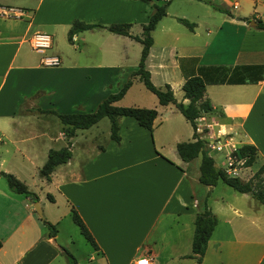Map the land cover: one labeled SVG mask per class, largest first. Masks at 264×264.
<instances>
[{
    "label": "crops",
    "instance_id": "0c3cea01",
    "mask_svg": "<svg viewBox=\"0 0 264 264\" xmlns=\"http://www.w3.org/2000/svg\"><path fill=\"white\" fill-rule=\"evenodd\" d=\"M186 1L213 3L220 10L211 6L212 10L226 16L211 26L217 33L225 29L223 40L237 36L233 62L203 61L206 42L199 37L200 20H188L167 8L166 16L151 31L146 69L150 79L154 75L161 79L159 87L168 84L174 96L181 91L175 99L185 104L183 83L189 76H200L212 110L197 119V133L207 142L220 141L226 149L223 168L227 170L232 150L244 143L255 145V160L245 167L253 174L264 164V30L256 28V19L264 20V0ZM151 12V3L143 0H24L15 6L0 0V171L27 183L24 171L41 168L49 149L61 148L53 144L67 145L63 125L56 123L57 131L50 130L46 116L52 114L41 111L70 113L73 106L90 98L80 89L84 79L103 78L129 61L138 66L142 44L134 37H142ZM171 18L179 24L177 18L192 21V28L185 26L190 35L172 25ZM74 21L104 26L129 23L130 36L102 27L79 31L70 43L81 56L55 54L59 64L47 65L45 57L53 55L32 47L34 34L50 35L52 44L57 33L68 34ZM203 25L209 33V24ZM78 40L81 43L76 46ZM162 107L157 108L151 132L132 117L120 118L119 142L110 138V128L105 143L97 136L86 138L83 132L99 121L77 130L69 138L71 158L54 168L50 180L44 178L69 211H77L98 246L88 251L84 264H136L143 256L151 264H195L190 257L194 219L204 203L217 223L201 264H264V204L233 189L216 192L222 181L215 186L202 184L198 179L201 156L184 162L176 152L178 142L194 140L192 126L185 119L191 127L181 138L182 114L174 104ZM155 126L162 127L159 138ZM78 134L83 139L76 142ZM232 171L229 174L235 175ZM3 178L0 264H70L60 252L59 232L48 236L34 202L11 191ZM51 197L42 203L38 196L37 201L44 208L55 203ZM49 221L58 223L57 218Z\"/></svg>",
    "mask_w": 264,
    "mask_h": 264
},
{
    "label": "trees",
    "instance_id": "16d2710c",
    "mask_svg": "<svg viewBox=\"0 0 264 264\" xmlns=\"http://www.w3.org/2000/svg\"><path fill=\"white\" fill-rule=\"evenodd\" d=\"M143 1L151 3L152 12L149 16L148 22L142 26V37H134L142 44L140 59L134 75L138 76L144 86L156 96L160 105L164 106L168 104H174L175 108L192 126L194 140L178 142L176 144V152L178 156L184 162H189L192 159L201 156L198 179L202 184L215 186L218 181H222L226 185L230 186L233 190L240 193H248L256 200L264 204V164H262L248 180H243L239 176L231 175L227 172V169L215 164V160L209 154L207 141L201 138L199 133H197V119L201 117L202 114L208 113L212 110L210 101L204 98V80L198 75H193L186 78L181 87L183 91V97L188 99V103L186 104L176 101L174 93L168 84H165L163 87H159L152 83L150 79V73L146 69L145 64L150 46L152 44L151 31L155 28L158 21L162 17L166 16L167 6L170 0H167L161 4L152 2V0ZM209 4L216 10H220L219 7L213 3ZM177 20L186 27L192 28V24L186 19L177 18ZM256 21V28L264 30V20L256 19ZM96 27L106 28L110 32L130 36L129 23H114L104 26L74 21L68 31V41L72 42V36L75 33ZM130 84L131 81H127L118 92L109 94L97 105L93 111L90 112L58 113L54 110L41 111L45 113L52 112L58 117L60 123L63 125V133L67 138L66 146L58 149H49L46 161L39 169V173L42 177H44L46 180H50V174L54 168L59 164L66 163L71 158V141L69 138L73 137L77 130L88 129L104 117L109 119L110 138L115 142L120 141L119 119L122 117H132L136 120L138 125L148 129L150 132L152 131L153 122L157 117L156 109L136 106H118L114 104L116 101L122 98ZM256 152L257 148L255 145L250 143L241 144L229 153V156L232 160L230 166L233 167L235 166L234 163L240 162L239 164L241 167H250L255 160ZM0 176H3L6 179L11 191L28 196L32 202L38 200L36 193L29 190L27 185L16 178L13 174L0 171ZM48 197L52 199L50 195H48ZM71 211L72 218L79 226L80 231L85 239H87L93 248L97 249L98 246L92 234L82 221L77 211L74 209ZM42 222L43 225L48 229V236L54 237L56 234V228L54 225L45 220ZM216 223V217L204 203L201 211L197 213L194 219V231L190 257L195 259V264H201L202 256L206 250L208 239L210 238ZM1 245L2 243L0 240V247ZM60 252L68 259L70 264H76L74 257L68 250H66L64 247H60Z\"/></svg>",
    "mask_w": 264,
    "mask_h": 264
},
{
    "label": "rangeland",
    "instance_id": "374dc122",
    "mask_svg": "<svg viewBox=\"0 0 264 264\" xmlns=\"http://www.w3.org/2000/svg\"><path fill=\"white\" fill-rule=\"evenodd\" d=\"M213 1L217 4L221 3L220 0H213ZM7 2L15 6L21 4V2H24V0H7ZM167 8L173 14H178V15L185 14L188 20L194 21L195 19L192 18H196L200 20L199 22L202 23V26H200L199 28V37L201 38V40H203V42L204 41L206 42L205 47L202 50L203 54L205 55L203 61H205L208 58L209 60L212 61H222L228 64H231L233 62L232 58L238 49L237 36L234 35V37L231 38V41H228V38L227 39L224 38L225 40H223L222 39L223 34L226 32L225 29L217 33L215 31V28L211 26V24L213 23L218 24L223 20V18H226L224 14L215 12L214 10H212L211 6L209 5H205L194 1H186V0H171ZM168 21L171 22L172 25H175L177 28L183 31L185 34L190 35L188 30L185 29V25L177 23L172 18ZM206 23H208L210 26L209 29L211 31H209V33H207V29H205L203 25ZM67 37H68L67 33H57L56 36H54L52 39L51 47L49 49L42 50L45 52L43 55L60 54L63 57L64 56L65 57L75 56L76 58L80 57L81 54L78 53V49L74 48V46L71 45ZM220 42H223V44H220ZM80 43L81 41L79 40L74 42L76 46H79ZM132 63L133 61H129L127 65L126 64L124 65V67L117 69V71H113L111 73L106 74L105 77L103 78L96 77L94 79H89L87 82L86 79H84V83L82 84V86L80 85L81 86L80 89H83L86 93H90L91 94L90 98L89 100H86L84 103L80 104L79 106H73L71 109L73 110L72 112L93 111L103 99H105L109 94L118 92L123 87V85L129 80L131 81L130 86L128 87L122 98L114 103L115 105L146 107V108H154L156 110L157 108L164 109L163 107L161 108V105L158 103L156 96L144 86V84L140 81L138 76L134 75L137 65ZM151 81L155 86H158L157 84L161 82V79L157 75H154ZM180 94L181 91L177 90V92L175 93V97L180 98ZM53 110L57 111V109H53ZM46 113L53 115L52 112H46ZM52 115L46 116L48 119V122H46V126L51 127L50 130L56 129L57 131L58 128L56 127L57 125H60V120ZM179 117L182 123L180 125L181 126L184 125L186 127L185 128L183 126V133L181 134V138H185L186 133L184 130L187 129L189 124L185 121L184 116L181 115ZM162 127L164 128L165 124H163ZM162 127L157 128L155 126L154 128L156 137L158 136V138L160 137V131H162ZM109 128H110L109 119L107 117H104L98 122V124L93 126L91 130L84 131L83 133H85L84 135H86V138L87 137L93 138L94 136H97L101 143H105L109 138V134H108ZM82 139L83 138L81 134H78V138L76 139V142H79ZM217 140L218 139H216V141ZM63 143L64 142L59 141V143H55V145L53 144V148L62 147L64 146ZM77 146L78 145H76V147ZM225 153H226V149L211 150V155L215 159V163L220 167H224L226 165ZM37 160L40 159L37 158ZM239 163L240 162L234 163L235 166H233L234 167L233 171L235 172L232 171V174L241 177V179L243 180L250 179L254 173L252 174V172L248 168L241 167ZM7 165L8 166L10 165L9 161ZM41 166L42 165H40V167ZM39 169L30 167L26 171H24V178H26L27 180L26 181L27 183L25 184L28 185L27 187L29 190L36 192L38 196H40L42 203L48 201L47 199L48 197H46L47 193H49L48 195L50 196L53 195L55 197V203H52L50 206L45 204L43 208L40 205V207L42 208V216L38 215L39 219L40 221L45 220L51 223L49 221L51 218L52 219L57 218L58 223H53V225L56 228V233L57 231L59 232L58 242L61 244V246L66 248V250H68L72 254L74 259H77L80 262V264H84L86 259L88 258L87 257L88 251H91L93 249V246L87 241V239H85V237L80 231L79 226L74 222L72 218L71 209L69 211L66 203H64L63 199L60 198L54 186L53 185L50 186L45 182L44 177H42L39 173ZM2 180L6 182L5 178H3ZM224 190L228 192L233 191L230 186L226 185L223 182H220L218 184L215 191L222 192ZM51 198L53 199V197ZM37 214L38 213L36 212V215ZM46 231L48 232L47 227H46ZM64 244H66V246Z\"/></svg>",
    "mask_w": 264,
    "mask_h": 264
},
{
    "label": "built area",
    "instance_id": "2783aa9c",
    "mask_svg": "<svg viewBox=\"0 0 264 264\" xmlns=\"http://www.w3.org/2000/svg\"><path fill=\"white\" fill-rule=\"evenodd\" d=\"M32 47L36 50H44V49H49L51 47V37L50 35L46 33H36L34 34L32 38ZM60 62L59 58L56 55L53 56H47L45 57V63L47 65L51 66H56ZM207 147L210 148L211 150H222L223 147L220 144L219 140H214L209 143H207ZM228 159H229V170L233 169L234 167L230 166L231 165V158L228 154ZM231 160V161H230ZM229 170L227 172L229 173ZM136 264H151L150 259L147 256L140 257L136 260Z\"/></svg>",
    "mask_w": 264,
    "mask_h": 264
},
{
    "label": "water",
    "instance_id": "95a60500",
    "mask_svg": "<svg viewBox=\"0 0 264 264\" xmlns=\"http://www.w3.org/2000/svg\"><path fill=\"white\" fill-rule=\"evenodd\" d=\"M250 25H256V22L255 21H250ZM33 207H34V210L38 213V215L42 216V209H41L40 203L38 201H35L33 203Z\"/></svg>",
    "mask_w": 264,
    "mask_h": 264
}]
</instances>
